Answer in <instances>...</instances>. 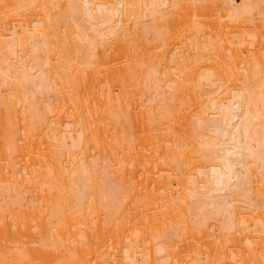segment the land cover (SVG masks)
Instances as JSON below:
<instances>
[{"label":"bare ground","instance_id":"1","mask_svg":"<svg viewBox=\"0 0 264 264\" xmlns=\"http://www.w3.org/2000/svg\"><path fill=\"white\" fill-rule=\"evenodd\" d=\"M0 264H264V0H0Z\"/></svg>","mask_w":264,"mask_h":264}]
</instances>
